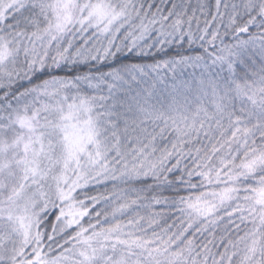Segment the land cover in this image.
<instances>
[{
	"label": "snow or ice",
	"instance_id": "1",
	"mask_svg": "<svg viewBox=\"0 0 264 264\" xmlns=\"http://www.w3.org/2000/svg\"><path fill=\"white\" fill-rule=\"evenodd\" d=\"M0 264H264V0H0Z\"/></svg>",
	"mask_w": 264,
	"mask_h": 264
}]
</instances>
